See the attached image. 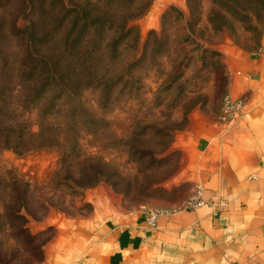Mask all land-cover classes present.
<instances>
[{
    "label": "rangeland",
    "instance_id": "1",
    "mask_svg": "<svg viewBox=\"0 0 264 264\" xmlns=\"http://www.w3.org/2000/svg\"><path fill=\"white\" fill-rule=\"evenodd\" d=\"M18 2L0 5V19L11 22ZM63 2L98 5L101 20H107L104 27L88 33L84 45L94 54L90 68L98 79L80 87L76 95H59L57 87L26 111L18 108L33 130L38 129L41 114L58 124L61 144L20 154L0 148V186L14 176L29 182V207L37 216L27 213L26 225L32 232L44 230V239L54 231V226L44 224L45 217L53 211L86 213L90 204L78 198L98 183L110 188L129 210L183 207L189 183L168 185L180 161L173 144L176 134L195 109L208 114L220 111L227 84L224 42L253 49L264 35L262 0L171 3L162 10L156 28L145 20L153 0ZM60 4L44 15L42 30L63 17L70 25V16L58 9ZM23 21L17 19L18 24ZM15 57L17 66L11 70L0 55V98L29 100L33 92L26 87L34 83L32 70ZM18 84L23 85L21 90ZM9 87L14 90L11 96L6 94ZM71 173L74 178L101 179L83 188L75 186L78 193L63 179L51 180L69 178Z\"/></svg>",
    "mask_w": 264,
    "mask_h": 264
},
{
    "label": "crops",
    "instance_id": "2",
    "mask_svg": "<svg viewBox=\"0 0 264 264\" xmlns=\"http://www.w3.org/2000/svg\"><path fill=\"white\" fill-rule=\"evenodd\" d=\"M185 0H153L145 20ZM226 93L243 101L229 123L195 109L174 139L178 168L168 180L189 183L204 202L172 208L147 222V208H123L110 188L90 186L78 198L86 213L50 212L54 231L37 264H261L264 262V35L256 48L225 41ZM168 186V187H171ZM189 195V197H190ZM168 207V206H167Z\"/></svg>",
    "mask_w": 264,
    "mask_h": 264
},
{
    "label": "trees",
    "instance_id": "3",
    "mask_svg": "<svg viewBox=\"0 0 264 264\" xmlns=\"http://www.w3.org/2000/svg\"><path fill=\"white\" fill-rule=\"evenodd\" d=\"M13 1L0 0V5L5 7ZM18 1L19 7L11 22L7 23L5 17L0 19V55L6 66L10 64L11 70L17 66L15 55L19 56V62L29 63L32 70L30 78H34V83L26 88H30L33 96L22 101L0 98V148L12 149L20 154L61 144L58 124L46 120L44 114H41L38 129L33 130L28 126L26 118L20 115L18 108L23 107L26 111L32 105L30 103L39 102L50 89L57 87L61 90L59 95H76L80 87L98 79L97 76L93 78L94 67L90 68L94 54L87 51L84 45L88 33L97 27H104L107 20H101V14L97 12L99 6L93 3L82 6L75 2L67 6L63 0ZM58 4V9L70 16V25L63 17L51 29L42 30L44 15L53 12ZM19 17L24 19L22 24L17 23ZM8 31L10 34H7ZM14 77L11 75L16 83ZM18 86L19 90L23 87L21 84ZM7 89V96H11L14 90L10 87ZM87 174L90 175V171ZM68 177L51 180L63 179L66 185L78 193L75 186L83 188L101 179L74 178L72 173ZM31 190L29 182L17 176L0 186V264H37L43 259V244L47 240L43 238L45 231L32 232L26 225L27 213L37 216L29 207Z\"/></svg>",
    "mask_w": 264,
    "mask_h": 264
},
{
    "label": "built area",
    "instance_id": "4",
    "mask_svg": "<svg viewBox=\"0 0 264 264\" xmlns=\"http://www.w3.org/2000/svg\"><path fill=\"white\" fill-rule=\"evenodd\" d=\"M243 101L240 98L234 99L228 93L223 96L222 104L220 111L218 113V119L224 123H229L233 120V118L240 112L242 108ZM204 202L203 198L201 197V193L199 189L190 195L187 199L186 207H195ZM172 211L169 207H148L147 208V222L150 226L155 225L156 220L159 215L167 214ZM261 264H264L261 263Z\"/></svg>",
    "mask_w": 264,
    "mask_h": 264
}]
</instances>
